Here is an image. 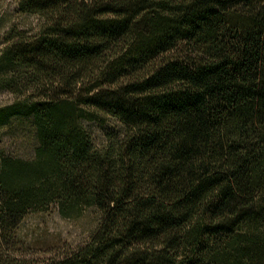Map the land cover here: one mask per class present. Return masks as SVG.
Wrapping results in <instances>:
<instances>
[{
  "label": "trees",
  "instance_id": "16d2710c",
  "mask_svg": "<svg viewBox=\"0 0 264 264\" xmlns=\"http://www.w3.org/2000/svg\"><path fill=\"white\" fill-rule=\"evenodd\" d=\"M42 19L0 54V264H264V0H16ZM120 123L97 148L84 120ZM56 208L99 224L59 258L17 230Z\"/></svg>",
  "mask_w": 264,
  "mask_h": 264
},
{
  "label": "rangeland",
  "instance_id": "374dc122",
  "mask_svg": "<svg viewBox=\"0 0 264 264\" xmlns=\"http://www.w3.org/2000/svg\"><path fill=\"white\" fill-rule=\"evenodd\" d=\"M42 19L37 15L19 11L16 0H0V54L7 45L12 29L26 34H36ZM16 95L7 90L0 91V108L16 101ZM91 132L94 144L102 148L105 133L120 123L110 117L103 120H84ZM38 145L36 131L31 118H12L0 126V151L22 159H32ZM95 209L87 210L81 217L69 219L61 216L56 208L44 213L27 215L17 230L24 258L37 262L59 258L68 251L84 244L99 224Z\"/></svg>",
  "mask_w": 264,
  "mask_h": 264
}]
</instances>
